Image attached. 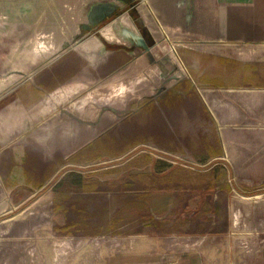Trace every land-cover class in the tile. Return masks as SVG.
Instances as JSON below:
<instances>
[{
  "label": "rangeland",
  "instance_id": "374dc122",
  "mask_svg": "<svg viewBox=\"0 0 264 264\" xmlns=\"http://www.w3.org/2000/svg\"><path fill=\"white\" fill-rule=\"evenodd\" d=\"M91 6L0 0V137L6 139L0 145V264L41 251L56 255L64 245L37 249L32 243L42 239L43 224L58 240L57 215L64 211L70 232L90 243L80 244L82 256L126 252L133 244L98 243L139 233L167 243L188 240L197 253L200 244L221 256L235 248L246 252L247 244L255 252L264 240L256 231L264 221L258 217L264 185L240 184L230 169L191 168L184 153L176 167L169 165L160 149L201 147V138L175 136L171 126V115L200 95L168 87L176 77L169 47L157 44L160 64L151 65L140 51L106 52L103 39L88 36L71 45ZM122 26L137 32L125 13L101 36L130 46L117 34ZM164 58L170 63L162 65ZM158 248L184 251L185 244Z\"/></svg>",
  "mask_w": 264,
  "mask_h": 264
},
{
  "label": "crops",
  "instance_id": "0c3cea01",
  "mask_svg": "<svg viewBox=\"0 0 264 264\" xmlns=\"http://www.w3.org/2000/svg\"><path fill=\"white\" fill-rule=\"evenodd\" d=\"M85 1L92 2L91 10L111 2ZM136 1L139 21L156 45L169 47L174 59L176 77L168 87L195 90L200 95L182 114L171 115V126L177 131L175 136L201 138V147L159 152L169 155L171 167L186 154L185 162L191 168L230 169L240 184L264 185V0ZM56 7L61 11L60 4ZM2 136L0 145L6 142ZM57 220L63 234L58 240L51 239L55 238L53 232L50 235L52 230L43 224L38 227L42 239L32 243L37 249L64 245L56 255L48 257L41 251L38 257L11 264H264V240L255 252L257 246L247 244L246 252L235 248L230 256H221L211 244H200L197 253L188 240L167 243L158 234L143 233L98 243L133 244L121 254L107 250L105 256H82L80 244L90 243L70 232L65 211ZM257 227V232L264 233V221ZM160 244H185V248L167 253L158 248ZM149 245L155 249L144 251L142 246Z\"/></svg>",
  "mask_w": 264,
  "mask_h": 264
},
{
  "label": "flooded vegetation",
  "instance_id": "af4514ba",
  "mask_svg": "<svg viewBox=\"0 0 264 264\" xmlns=\"http://www.w3.org/2000/svg\"><path fill=\"white\" fill-rule=\"evenodd\" d=\"M115 2H117L119 5L116 4ZM109 3L115 4L116 6L115 10L111 12L109 15H105V16H99V15L92 16V17L88 16L87 23L82 24L80 26L79 34L78 36L74 38L73 43H71V45L81 44V42L84 41L88 36L93 37V38L95 37L94 39H97V40L101 39V41L102 39L104 40L102 42H105L106 46L103 43L102 47H104V50L106 52H125L127 54L134 55L136 51H140L141 56L145 58L148 64H151V65L158 64V63L160 64L158 60H155V57H154L155 54L153 53V50L156 47V42L152 39V37L147 32V30L143 27L136 13V7L138 4L137 1L131 0L129 2V5L125 4V2L122 0H112L111 2H108L107 4ZM125 13H128L129 23L132 27L136 29L137 31L136 33L139 35L141 40H136L133 47H131V45L125 46V44H121L118 46V45H112V44L107 43V41L101 36V31L108 28V26L113 24L114 21H116L121 15L124 16ZM117 34H119L120 38L124 42H126L127 37H126L125 32L119 31V33ZM114 35H116V33ZM147 49H149V51H147ZM104 50L102 51L103 53L105 52ZM169 63H170L169 59L167 58L162 59V65H167Z\"/></svg>",
  "mask_w": 264,
  "mask_h": 264
},
{
  "label": "water",
  "instance_id": "95a60500",
  "mask_svg": "<svg viewBox=\"0 0 264 264\" xmlns=\"http://www.w3.org/2000/svg\"><path fill=\"white\" fill-rule=\"evenodd\" d=\"M122 1H124L125 4L129 5V2L131 0H122ZM115 8H116L115 4H99L92 9L91 17L97 15L99 16L109 15L111 12L115 10ZM119 31H123L126 33V37H127L126 42L130 43L131 47L134 46L136 40H141V38L137 33H135L133 30H130L125 26L119 28ZM147 51H149V49H147Z\"/></svg>",
  "mask_w": 264,
  "mask_h": 264
}]
</instances>
